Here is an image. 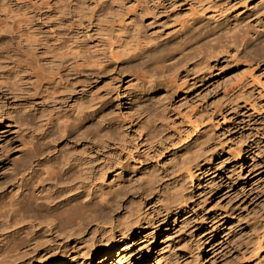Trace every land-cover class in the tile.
Wrapping results in <instances>:
<instances>
[{
    "label": "rangeland",
    "instance_id": "374dc122",
    "mask_svg": "<svg viewBox=\"0 0 264 264\" xmlns=\"http://www.w3.org/2000/svg\"><path fill=\"white\" fill-rule=\"evenodd\" d=\"M196 1L202 0H107L105 7L80 8L55 4V0L50 8L18 9L14 19L0 16L1 50L15 39L65 37L69 40L63 48L76 45L79 51H86L87 56V62H81L82 77L78 79L72 75V84L78 89L67 91L65 96L60 90L54 98L30 97L21 94L17 86L11 89L0 79V188L8 186L5 178L9 167L18 160L19 140L24 134L16 118L20 114L34 117L60 108L62 113L67 112V117L88 116L95 123L109 126L112 132L120 128L125 134L123 143L109 140L100 147L89 137L84 139L86 142L76 140L75 146L101 160L104 156H113L123 162L128 161L130 151L136 146L144 152L153 145L155 151L166 144L167 139L194 134L189 123L192 115L201 117L200 129L207 127L210 131L211 145L220 157L215 159L213 170L201 177V185L195 190L200 194L198 202L207 201L200 202L195 213L191 211L176 222L172 216L166 219L152 211L155 224L151 229L121 243V246L132 244L121 257L130 264H230L248 231L247 222L264 210V109L258 113L250 110L247 104L253 99L231 101L238 95V84L252 74L264 84V50L260 49L264 47V37L255 36L254 44L258 49L253 51L247 50L241 37L248 21L254 30L264 32V0L246 3L243 0H210L201 5L200 8L205 6L204 11L193 14L190 6ZM140 2H148V8H139ZM100 3L103 2L100 0ZM217 11L218 18L214 19L216 15L213 17L212 13ZM242 11H245L242 19L249 18L241 20L243 26L226 22L229 15ZM191 16L205 20L202 31L184 47L187 56L176 57L173 62H178L177 65L166 68L165 73L157 68L158 65L149 63V74L163 89L147 95H133L135 89H142L146 84L143 70L136 71L144 59L133 62L135 69H129V64H116L107 55L108 44L114 42L110 38L114 36L116 40L128 42L125 49L133 53L138 52L137 42L144 35L156 38L160 45L177 43L193 26L188 20ZM48 45L52 50L59 47L53 41ZM211 53L217 57H211ZM210 66L214 67L207 69ZM187 69L195 70V74L186 81H179V75H185ZM207 70L213 74L206 82H201L198 88L189 87ZM80 81L82 84L78 83ZM255 96H259L258 92ZM237 103L244 108L226 111ZM146 110L156 117H166L162 141L146 142L137 126L140 117H145L142 111ZM90 141L94 143L92 149ZM246 145L253 147L239 163L235 156ZM198 184L196 181L195 187ZM151 207L143 201L142 213L151 211ZM83 247L74 259L64 264H105L100 262L104 254L83 255Z\"/></svg>",
    "mask_w": 264,
    "mask_h": 264
},
{
    "label": "bare ground",
    "instance_id": "6f19581e",
    "mask_svg": "<svg viewBox=\"0 0 264 264\" xmlns=\"http://www.w3.org/2000/svg\"><path fill=\"white\" fill-rule=\"evenodd\" d=\"M54 1L0 0V16L14 19L18 9L50 8ZM101 1L102 4L100 0H56L54 3L80 8L108 5L107 0ZM207 1L210 0L196 1L190 6L191 12L204 11L205 6L200 7ZM137 6L146 9L148 2H140ZM217 13L219 11L212 13L213 17L216 15L214 19L218 18ZM244 13L229 15V22H226L243 26ZM248 19L246 17L244 21ZM188 20L193 26L187 29L180 42L160 45L156 38L144 35L137 42L136 53L125 49L128 42L116 40L114 36L110 38L114 42L108 44L107 55L116 64H129V69H135L133 62L144 59L136 71L143 70L146 84L142 89H135L133 95L142 96L163 89L149 74V63L158 65L157 68L165 73L166 68L177 65L178 62H173L176 57L187 56L184 47L202 31L205 18L191 16ZM247 23L241 37L247 50L253 51L258 49L254 44L255 36L262 38L264 32L254 30L249 21ZM67 40L69 38L65 37L12 40L8 47L0 48V79L11 89L17 86L21 94L34 98H54L60 90L64 96L67 91H75L78 87L72 84V75L78 79L82 77L81 62L86 63L87 56L86 51H79L76 45L63 48ZM52 41L59 45L56 50L48 45ZM260 49L264 50V47ZM210 56L217 57L212 53ZM194 71L185 70V75L180 74L178 80L186 81L195 74ZM207 71L194 79L189 87L198 88L201 82H206L213 74ZM78 83L82 84L81 81ZM247 87L249 89L245 90ZM237 88L238 95L231 101L253 99L247 104L250 110L258 113L264 109V84L253 74L242 80ZM256 92L259 96H255ZM230 108L225 110H240L244 106L237 103ZM66 113L54 108L36 114V117L22 114L16 117L24 134L19 140L18 160L10 165L5 178L8 186L0 188V264H64L80 253L81 246L85 249L83 255L104 254L100 259L102 263L130 264L121 257L132 244L121 246V243L151 229L155 224L152 211L166 219L172 216L176 222L191 211L195 213L200 202L207 201L198 202L200 194L195 190L201 185V177L213 170L215 159L220 156L211 145L210 131L207 127L199 128L201 117H189L194 134H180L176 140L167 139L168 142L155 151L153 145L144 152L137 150L136 146L130 151L128 161L123 162L113 156H104L101 160L75 146L76 140L89 137L100 147L109 140L123 143L125 134L120 128L112 132L109 126L95 123L91 117L79 115L74 119L67 117ZM142 113L145 117H140L137 126L146 142L162 141L166 117H156L148 110ZM93 146L91 143L89 148ZM252 147L246 145L238 150L235 158L239 163L244 161L246 151ZM196 181L199 184L195 187ZM143 201L152 206L145 214L142 213ZM190 206H193L192 210ZM246 227L248 231L230 264H264V210L251 218Z\"/></svg>",
    "mask_w": 264,
    "mask_h": 264
}]
</instances>
